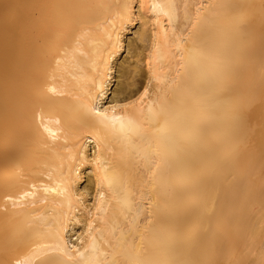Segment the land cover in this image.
<instances>
[{
    "label": "bare ground",
    "instance_id": "obj_1",
    "mask_svg": "<svg viewBox=\"0 0 264 264\" xmlns=\"http://www.w3.org/2000/svg\"><path fill=\"white\" fill-rule=\"evenodd\" d=\"M0 264H264V0H0Z\"/></svg>",
    "mask_w": 264,
    "mask_h": 264
},
{
    "label": "rangeland",
    "instance_id": "obj_2",
    "mask_svg": "<svg viewBox=\"0 0 264 264\" xmlns=\"http://www.w3.org/2000/svg\"><path fill=\"white\" fill-rule=\"evenodd\" d=\"M130 32H131V31H130ZM130 34H131V33H130ZM130 34H129V37L132 36V34H131V35H130ZM124 55H126V52L124 53Z\"/></svg>",
    "mask_w": 264,
    "mask_h": 264
}]
</instances>
